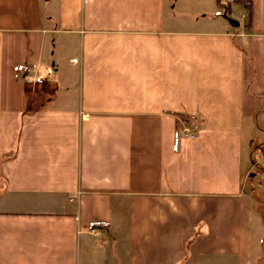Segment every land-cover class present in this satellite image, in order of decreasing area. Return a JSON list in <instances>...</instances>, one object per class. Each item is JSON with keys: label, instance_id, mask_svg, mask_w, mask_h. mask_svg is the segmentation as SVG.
<instances>
[{"label": "crops", "instance_id": "obj_1", "mask_svg": "<svg viewBox=\"0 0 264 264\" xmlns=\"http://www.w3.org/2000/svg\"><path fill=\"white\" fill-rule=\"evenodd\" d=\"M179 2L0 0V264L263 257L264 0L226 1L235 33L178 29Z\"/></svg>", "mask_w": 264, "mask_h": 264}, {"label": "rangeland", "instance_id": "obj_2", "mask_svg": "<svg viewBox=\"0 0 264 264\" xmlns=\"http://www.w3.org/2000/svg\"><path fill=\"white\" fill-rule=\"evenodd\" d=\"M176 16L178 21L175 26L178 29L183 30H195L203 26L210 27V29H215L221 27L223 24L230 27L234 33L243 29V23L241 21V9L237 5L228 6L225 0H181L177 4L176 10L171 14ZM168 14V18L171 16ZM232 22H237L239 26H233ZM50 65V64H49ZM53 72V70L51 71ZM257 126V125H256ZM246 138V137H245ZM244 138V139H245ZM264 143V135L256 131L251 137L248 136L244 141L243 148L246 152V158L251 163V158L253 161H258V166L255 167L257 172L262 169V164H260V154L257 153V147ZM257 179V180H256ZM258 181V177H256ZM256 189L254 191V205L252 206L253 212L256 216L263 219L264 224V184L257 182L255 184ZM258 220L254 222V234L258 233ZM264 238V235H262ZM261 257L257 264H264V243L261 249V253L258 254ZM220 261V260H219ZM224 264H238L236 259H227Z\"/></svg>", "mask_w": 264, "mask_h": 264}, {"label": "built area", "instance_id": "obj_3", "mask_svg": "<svg viewBox=\"0 0 264 264\" xmlns=\"http://www.w3.org/2000/svg\"><path fill=\"white\" fill-rule=\"evenodd\" d=\"M37 72V73H36ZM27 83H42L43 81V74H42V70L41 69H37L35 70L33 75H27L25 78ZM197 126H188V125H183L180 129H179V133L183 136V137H193L194 133L197 130ZM92 234H94L95 236H100V233L98 232V230L92 229L90 231Z\"/></svg>", "mask_w": 264, "mask_h": 264}, {"label": "trees", "instance_id": "obj_4", "mask_svg": "<svg viewBox=\"0 0 264 264\" xmlns=\"http://www.w3.org/2000/svg\"><path fill=\"white\" fill-rule=\"evenodd\" d=\"M228 3H239L240 0H226ZM243 3V11L245 13V24L248 25L249 24V19H250V13H249V7L248 5H245V2ZM229 5V4H228Z\"/></svg>", "mask_w": 264, "mask_h": 264}, {"label": "water", "instance_id": "obj_5", "mask_svg": "<svg viewBox=\"0 0 264 264\" xmlns=\"http://www.w3.org/2000/svg\"><path fill=\"white\" fill-rule=\"evenodd\" d=\"M232 25L233 26H238V23L237 22H232Z\"/></svg>", "mask_w": 264, "mask_h": 264}]
</instances>
